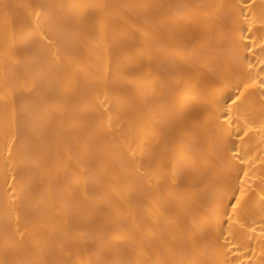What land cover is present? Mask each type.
Listing matches in <instances>:
<instances>
[{
    "label": "bare ground",
    "instance_id": "6f19581e",
    "mask_svg": "<svg viewBox=\"0 0 264 264\" xmlns=\"http://www.w3.org/2000/svg\"><path fill=\"white\" fill-rule=\"evenodd\" d=\"M0 264H264V0H0Z\"/></svg>",
    "mask_w": 264,
    "mask_h": 264
}]
</instances>
